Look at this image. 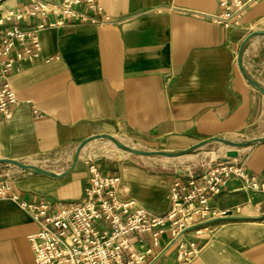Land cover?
Instances as JSON below:
<instances>
[{"label": "crops", "instance_id": "obj_1", "mask_svg": "<svg viewBox=\"0 0 264 264\" xmlns=\"http://www.w3.org/2000/svg\"><path fill=\"white\" fill-rule=\"evenodd\" d=\"M100 2L115 23L39 31L38 61L9 77L18 103L10 119L0 120V159L60 175L0 164V183H11L22 201L80 199L89 162L80 153L73 167L70 158L93 137L177 150L216 136L264 139V94L249 81L264 89V33L241 52L251 33L264 32V0L230 28L210 19L221 11L217 0ZM238 151L245 173L264 182V142ZM96 166L120 175L123 196L158 214L167 211L168 191L181 177L129 161L117 170ZM217 201L239 212L205 224L194 236L202 252L190 264H264V192L234 176ZM38 229L16 202L0 198V264H35L28 236ZM175 255L173 245L154 264H176Z\"/></svg>", "mask_w": 264, "mask_h": 264}, {"label": "built area", "instance_id": "obj_2", "mask_svg": "<svg viewBox=\"0 0 264 264\" xmlns=\"http://www.w3.org/2000/svg\"><path fill=\"white\" fill-rule=\"evenodd\" d=\"M258 1L217 0L221 11L210 19L230 28ZM115 22L100 0H0V120L10 119L18 103L10 75L41 55L39 31ZM238 158H216L197 175L174 180L163 214L124 197L120 175L104 174L92 162L78 200L22 201L11 183H0V198L16 202L38 224L28 236L35 264H154L173 245L176 264H190L202 252L194 236L204 232L205 224L239 212L217 201L231 177L264 192V182L246 174Z\"/></svg>", "mask_w": 264, "mask_h": 264}, {"label": "rangeland", "instance_id": "obj_3", "mask_svg": "<svg viewBox=\"0 0 264 264\" xmlns=\"http://www.w3.org/2000/svg\"><path fill=\"white\" fill-rule=\"evenodd\" d=\"M114 138L117 139L121 144L139 151L178 152L184 150L173 149L169 146V144L166 143L161 144L158 142H143L124 136H116ZM221 138H226L235 142L246 141L228 137ZM229 148L230 147L225 144L219 142H211L201 148L196 149L195 151H192L187 155L167 159L163 158L162 156H139L135 154H130L120 150L113 141L99 137L89 141L84 146L81 153L82 156H86V160L88 162L95 163L99 167L105 169L117 170V167L119 165L125 164L129 161L134 163L136 162L137 166L145 168L152 173L167 176L172 174H178L179 172H185L186 170H190V172H195L196 170L202 171L205 167H207L208 164L214 162L217 157L222 156L225 153V150ZM192 156L195 157L194 160H187L188 157ZM70 159L74 161L75 154L71 155Z\"/></svg>", "mask_w": 264, "mask_h": 264}, {"label": "water", "instance_id": "obj_4", "mask_svg": "<svg viewBox=\"0 0 264 264\" xmlns=\"http://www.w3.org/2000/svg\"><path fill=\"white\" fill-rule=\"evenodd\" d=\"M258 33H264V32H254V33H251L247 38L246 40L244 41V44L242 45V48H241V52L243 51L244 49V46L245 44L247 43V41L249 39H251L254 35L258 34ZM255 87H257L259 89V91H261L263 94H264V89L261 88L259 85H257L255 82H252L251 80H249ZM106 138V139H109L111 141H113L115 143V145L122 151L124 152H127V153H130V154H135V155H139V156H162V157H166V158H176V157H181L183 155H187L189 153H191L192 151H195L196 149L198 148H201L211 142H219V143H222V144H225L227 146H229V150H227L224 154V156H219L217 158V161L218 162H227V161H230L232 159H237L239 157V151H238V148H241V147H247L255 142H261L263 141L264 142V139H253V140H247L245 142H235V141H232V140H228L226 138H221V137H212V138H208L202 142H199L189 148H186L182 151H178V152H145V151H139V150H136L134 148H131V147H128V146H125L123 144H121L117 139L114 138V136H97V137H93V138H90L89 140H86L84 142H82L78 149H77V152H76V155H75V160L73 161V167L76 166L78 160H79V156H80V153L82 151V149L84 148V146L91 140L95 139V138ZM4 163H7V164H12L14 166H17L19 168H21L22 170L24 171H28V172H31V173H36V174H40V175H46V176H50V177H54V178H58L60 177V175L54 173V172H51V171H48V170H45L43 168H40L38 166H34V165H27V164H23L19 161H16V160H7V159H0V164H4ZM190 170H186L185 172H179L178 174L181 175V176H188L190 174Z\"/></svg>", "mask_w": 264, "mask_h": 264}, {"label": "bare ground", "instance_id": "obj_5", "mask_svg": "<svg viewBox=\"0 0 264 264\" xmlns=\"http://www.w3.org/2000/svg\"><path fill=\"white\" fill-rule=\"evenodd\" d=\"M163 158H166V157H163ZM218 158V157H217ZM167 159H169V158H167ZM195 159V157L194 156H192V157H188L187 158V160H194Z\"/></svg>", "mask_w": 264, "mask_h": 264}]
</instances>
